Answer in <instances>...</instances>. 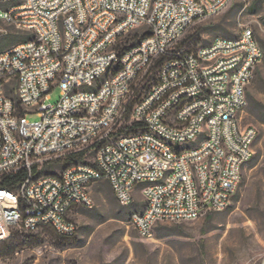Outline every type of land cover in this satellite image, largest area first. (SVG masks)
Instances as JSON below:
<instances>
[{"label":"built area","instance_id":"obj_1","mask_svg":"<svg viewBox=\"0 0 264 264\" xmlns=\"http://www.w3.org/2000/svg\"><path fill=\"white\" fill-rule=\"evenodd\" d=\"M233 1L22 0L0 14L32 36L0 52V181L28 172L15 190L0 186V242L14 229L75 236L72 212L93 207L100 182L124 208L140 194L130 225L143 239L157 223L229 206L258 136L243 113L263 51L250 30L194 51L179 44ZM139 29L136 44L122 43ZM79 155L93 158L33 176Z\"/></svg>","mask_w":264,"mask_h":264},{"label":"rangeland","instance_id":"obj_2","mask_svg":"<svg viewBox=\"0 0 264 264\" xmlns=\"http://www.w3.org/2000/svg\"><path fill=\"white\" fill-rule=\"evenodd\" d=\"M22 0H0V14ZM250 30L264 52V0H235L219 14L195 21L179 46L187 51L206 46L215 38L234 39ZM139 29L122 43L134 45ZM31 35L0 20V52L7 51ZM136 37V38H134ZM10 41L15 45L6 47ZM12 98L15 97L12 96ZM60 100L58 87L50 93L49 105ZM16 101V100H15ZM36 122L37 115H27ZM243 124L255 127L258 136L253 157L243 167L241 181L229 206L221 212L188 222L157 223L149 239L141 238L130 218L143 211L139 193L135 204L121 207L110 185L91 188L93 207H76L71 219L77 233L61 241L49 228L35 233L12 230L0 242V264H261L264 257V54L247 91ZM83 157L74 165L91 162ZM257 159L256 164L254 161ZM65 157L41 166V175L58 176L68 168ZM30 236L41 240L34 245Z\"/></svg>","mask_w":264,"mask_h":264},{"label":"trees","instance_id":"obj_3","mask_svg":"<svg viewBox=\"0 0 264 264\" xmlns=\"http://www.w3.org/2000/svg\"><path fill=\"white\" fill-rule=\"evenodd\" d=\"M31 38H32V36L26 38L24 41L30 40ZM15 43H16V41H10L5 46V48L13 46V45H15ZM2 50L3 49H1L0 51H2ZM263 54H264V52H263ZM82 158H83L82 155L65 157L69 167L74 165L77 161H81ZM256 162H257V159L254 161V164H256ZM32 171H33V176L34 177H38V176L41 175V170L37 171L34 168ZM27 176H28V172L26 170H20V171L16 172L15 174H12V175H9L7 177L2 178V180L0 181V186L3 187V188H6L8 190H15L19 185H21L26 180ZM74 237L75 236H72V237H61V236H59L60 240L64 241V242L72 240ZM30 238L32 239V242L34 243V245L39 244V241L41 240L38 236H30Z\"/></svg>","mask_w":264,"mask_h":264}]
</instances>
